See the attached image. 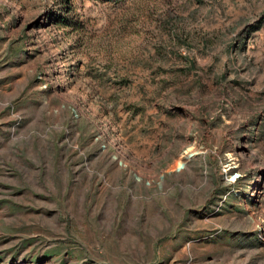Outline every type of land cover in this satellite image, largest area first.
Wrapping results in <instances>:
<instances>
[{"label": "rangeland", "instance_id": "1", "mask_svg": "<svg viewBox=\"0 0 264 264\" xmlns=\"http://www.w3.org/2000/svg\"><path fill=\"white\" fill-rule=\"evenodd\" d=\"M0 264H264V0H0Z\"/></svg>", "mask_w": 264, "mask_h": 264}, {"label": "built area", "instance_id": "2", "mask_svg": "<svg viewBox=\"0 0 264 264\" xmlns=\"http://www.w3.org/2000/svg\"><path fill=\"white\" fill-rule=\"evenodd\" d=\"M119 151H120V155H121V149H119ZM193 155H194V153H192V151H184L183 153H181L180 156H179V158L176 160V163H175V165L173 167V170L175 172H181V171H183L186 168V166H187L188 162L190 161V159L193 157ZM113 159L119 165H122V166L125 165V162L121 159V157L118 155V153L113 156ZM229 166H231V167H229ZM229 166L227 167L228 170H231V169L235 168L233 164H230ZM232 174H233L232 175V178H233L232 181L236 180L239 177V174L237 172H235V171H233ZM162 175H163V173H160L158 175L157 180H156V183H157L158 186L161 183ZM228 178H230V176ZM148 182L149 181H146V183H148Z\"/></svg>", "mask_w": 264, "mask_h": 264}, {"label": "bare ground", "instance_id": "3", "mask_svg": "<svg viewBox=\"0 0 264 264\" xmlns=\"http://www.w3.org/2000/svg\"><path fill=\"white\" fill-rule=\"evenodd\" d=\"M192 153L195 154L196 152H192ZM232 175H233V174H231V175H230V178H229L231 181H232V179H233V178H232Z\"/></svg>", "mask_w": 264, "mask_h": 264}]
</instances>
